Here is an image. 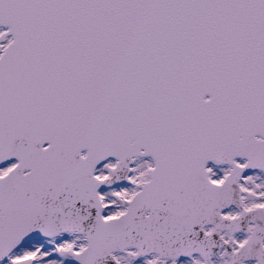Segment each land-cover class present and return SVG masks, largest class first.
Wrapping results in <instances>:
<instances>
[{
  "label": "snow or ice",
  "instance_id": "6c2138e0",
  "mask_svg": "<svg viewBox=\"0 0 264 264\" xmlns=\"http://www.w3.org/2000/svg\"><path fill=\"white\" fill-rule=\"evenodd\" d=\"M0 264H264V0H0Z\"/></svg>",
  "mask_w": 264,
  "mask_h": 264
}]
</instances>
